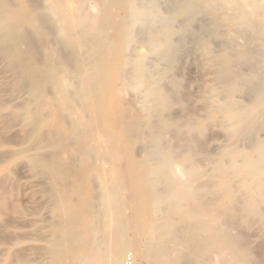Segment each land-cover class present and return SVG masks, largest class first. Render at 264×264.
Listing matches in <instances>:
<instances>
[{"label":"bare ground","instance_id":"6f19581e","mask_svg":"<svg viewBox=\"0 0 264 264\" xmlns=\"http://www.w3.org/2000/svg\"><path fill=\"white\" fill-rule=\"evenodd\" d=\"M9 1L0 0V110L7 92L15 99L29 90L30 99L21 108L24 121L32 125L29 137L39 136L40 142L44 110L55 115L54 123L48 121L51 126L47 122L54 131L32 146L49 152L36 151L40 154H28L27 160V166L50 179L45 188L55 216L41 238L47 245L38 250L47 264H124L128 249L145 264H264V133L257 135L264 132V0H183L167 19L157 0ZM199 16L208 21L212 37L194 36L209 84L203 95L200 91L196 112L182 99L177 110L179 100L169 86L174 91L179 82L166 72L179 51L174 49V23L184 18L187 30L193 19L203 21L195 19ZM142 17L150 19L151 27L143 36L144 47L143 40L137 43L141 48L134 49V58V32L149 26ZM139 19L145 24L140 28L135 25ZM150 55L153 72L151 63L146 66ZM154 58L169 66L156 67ZM72 87L75 96L69 93ZM62 111L71 114V126H65ZM216 126L228 140L217 144L219 156L206 163L209 145L203 136ZM121 144L128 149L125 154ZM137 144L141 159L129 152ZM71 147L79 157L66 155ZM91 147L99 165L92 163ZM123 156L133 191L130 218L122 196ZM77 157L83 170L76 169ZM93 172L100 177L102 207L92 194Z\"/></svg>","mask_w":264,"mask_h":264},{"label":"rangeland","instance_id":"374dc122","mask_svg":"<svg viewBox=\"0 0 264 264\" xmlns=\"http://www.w3.org/2000/svg\"><path fill=\"white\" fill-rule=\"evenodd\" d=\"M12 1L13 0H10L9 2H11L12 3ZM40 2L42 3L43 2V0H40ZM177 2V3H176ZM13 3H14V1H13ZM184 3V1L183 0H159V2H158V0H157V2H156V5L157 6H159V5H161V7L163 8L162 9V11L163 10H165V13L163 12V15L164 16H166L167 15V17H164V18H172L173 16H174V13H176V11H177V9H178V7H179V5H181V4H183ZM43 4V3H42ZM44 4H46V1L44 2ZM43 4V5H44ZM175 4H176V6H175ZM178 5V6H177ZM175 6V7H174ZM176 9V11H172L173 9ZM174 9V10H175ZM161 11V12H162ZM167 13V14H166ZM162 14V13H161ZM168 15H170V16H168ZM143 19H144V23L146 22V23H149V26H148V24H147V26L145 27L147 30L146 31H143L142 29H144L145 30V28H143L142 26H143V19L141 20V19H139V21L141 20V22H137V23H139V24H135L136 26H138V28H140V26L142 27V29L140 28V30H141V32H140V30L135 26L134 27V31H136V30H139V31H137L136 33L134 32V39H133V42H132V44H131V48L133 49V52H132V49H131V51H130V54L131 55H133L134 54V52H135V50L134 49H139V48H141V46L142 47H144V45H145V43H144V41H145V38L147 37V35L148 34H146V33H148L147 31H149V29L148 28H150L151 27V22H150V19L149 18H147V19H149L148 21H147V19H145L144 17H142ZM181 18V17H180ZM200 18V20H203L202 22H200V21H197L196 20V22L194 21V19H193V21L195 22H193V21H191L190 22V25H192V26H189V28L191 27V31L190 32H194L195 31V33H193L192 35H191V33L189 32V28L186 30H184V27H185V20H184V18H182V19H179V18H177V22H175L174 23V27H175V29L177 30V32L174 34V39H173V42H174V45L175 46H177V48H175V46H174V49L176 50V49H179V51L177 52V50H176V53L174 52V56L177 58V56H178V60L175 58L174 59V62H173V64H171L170 66L167 64V66H165V64L167 63L166 61H165V64H163L162 62H164L163 60H159L158 58H154V59H156V62L157 61H159L158 63L160 64H158V66H157V64H155V66L156 67H158V68H161V69H163V67H168V70L166 71L167 73H170V75L171 76H175V80L177 81V82H179V83H177V82H174L175 80H174V77H172L173 78V83H177L176 84V87L174 88V91H173V89L171 88V85L169 86V83L170 82H166V86L168 85L169 86V89L171 90V92H173V93H171L172 94V96L174 95V97H175V99H176V97H177V99L176 100H179V102H177V103H175V107H176V109L178 110V109H180L181 107H182V104L184 103V102H187L188 101V103L187 104H185V107L186 108H189L190 110H192V108H193V110L196 112V110L198 109V100L202 97V95L205 93V90H206V86L209 84V82H208V80H209V77H210V75L208 74V73H206V67L204 66V65H202L203 64V62H202V59H201V57H199L200 55L199 54H196V53H198V50H197V47H196V45H197V40L199 41V39L198 38H200V39H202V38H209L210 37V33H209V30H208V28H206V27H208L207 25H209L208 23H206V22H208L204 17H198V18H195V19H199ZM202 18V19H201ZM205 19V20H204ZM181 20V21H180ZM180 21V22H179ZM206 21V22H205ZM143 23V24H142ZM177 23V24H176ZM179 23V24H178ZM183 23V24H182ZM193 23V24H192ZM197 23H199L200 24V26H202L203 28L201 29V27H200V31L201 32H203V33H205V34H201V32L196 28V25H197V27H198V25L199 24H197ZM204 23H206V24H204ZM176 24V25H175ZM145 25V24H144ZM193 25H194V27H195V30L193 29L194 27H193ZM206 25V26H205ZM183 26V28H181ZM177 27H180V28H177ZM193 27V28H192ZM26 28V29H25ZM25 28H23V30H24V32L26 33V35L30 32V30L27 28V27H25ZM27 29L29 30V31H27ZM178 29H180V30H178ZM183 29V30H182ZM193 29V30H192ZM204 29H207V30H204ZM178 31L179 32H181V34H183L182 32H185V34H183V35H181L180 33H178ZM28 32V33H27ZM186 32H187V34H186ZM198 32V33H197ZM196 33H197V36H199L198 38L197 37H194V36H196ZM201 35H200V34ZM138 34H139V36H138ZM144 34V35H143ZM178 34H180V35H178ZM33 36V34L31 33V34H29V35H27L28 36V38L29 39H31V41L33 40V42H36V39H35V37H32ZM138 36V37H137ZM143 36H145V38L143 37ZM201 36V37H200ZM141 37H143V38H141ZM141 38V39H140ZM183 38V39H182ZM186 38H188V39H186ZM193 38V39H192ZM210 38H212V37H210ZM139 41H138V40ZM186 39V40H185ZM192 39V40H191ZM197 39V40H196ZM140 40H143V41H141V43H142V45L139 43L140 42ZM188 40V41H187ZM191 42H192V44H191ZM196 42V44L194 45V43ZM138 43V44H140V45H136V44ZM216 47H218L217 46V44L215 45ZM137 47V48H136ZM194 47V48H193ZM175 50H173V51H175ZM69 54L70 52H66V54ZM133 53V54H132ZM178 53V55H176ZM67 54V55H68ZM129 54V58H133V56H131ZM71 55V53L69 54V56ZM151 55H153V53L151 54ZM151 55H150V57H149V59L147 58V63L148 64H146V66H147V69H149V67H150V65L152 64V66L150 67L151 69V71L153 72L154 70V63H155V60H153V58L151 57ZM156 55V54H155ZM153 57H157V56H154L153 55ZM198 57H199V59L200 60H198ZM134 58H135V54H134ZM133 58V59H134ZM133 59L131 60V59H129L130 61H133ZM158 59V60H157ZM154 61V63H152V62H150V61ZM201 61V62H200ZM201 64H200V63ZM151 63V64H150ZM162 63V64H161ZM148 65H149V67H148ZM162 65H164V66H162ZM155 67V68H156ZM176 67V68H175ZM157 69V68H156ZM166 69V68H165ZM165 69H163V70H165ZM150 70H148V71H150ZM175 70V71H174ZM205 71V72H204ZM176 72V73H175ZM204 72V73H203ZM207 72H208V70H207ZM203 73V74H202ZM206 73V74H205ZM5 74V76H6V78L8 79V76H11L8 72H6V73H4ZM9 74V75H8ZM170 75H168L169 77H171ZM12 77V76H11ZM11 77H9V79L8 80H10L11 81ZM168 77V78H169ZM171 78V79H172ZM206 79H208L207 81H206ZM205 80V81H204ZM202 81H204V82H202ZM180 83H182V85L180 84ZM203 84V85H202ZM200 86H203L202 88L200 87ZM145 87V86H144ZM143 87V88H144ZM186 87V88H185ZM142 88V90H140V91H138L139 93L140 92H142L144 89ZM185 88V89H184ZM73 89H75V87H72L70 90H69V93L71 94V95H74L75 96V93H73V91H75V90H73ZM176 89V90H175ZM178 90V93H179V95L177 96L176 95V91ZM26 91H27V89H26ZM181 93H180V92ZM187 91V92H186ZM188 91L190 92V93H188ZM196 91V92H195ZM200 91H201V94L202 95H199L200 94ZM29 90L27 91V92H25V90H24V92H22V93H24V94H20V95H17L18 96V98H16V96H15V99H14V96L13 95H15V94H13V93H11L10 94V92H7L6 93V95L5 96H7L8 95V98L6 97L5 98V96H3V98H5V102H7L6 103V107H9V108H6V107H4L2 110H0V177H2L1 179H0V264H2V261L4 260V258H5V260H6V264H11L12 262V264H47L48 262L44 259V257H43V255L39 252L40 250H42V248L41 247H45L46 245H47V243L45 242V240L43 241V239H41V238H44L43 236H45V234H47L48 233V227H46V226H49L48 224H49V222H51L52 221V217L53 216H55V214L53 213V205H54V200H52V197L49 195V193L47 194V192H46V188L45 187H47V185H49L50 184V179H49V177L47 176V175H45V177L47 178H45L44 177V175L43 174H41V173H39V172H36V171H38V170H36V169H34L32 166H31V164H29L30 166H27L28 165V159L29 158H31L32 157V155H30L31 153L34 155V156H37V155H39L40 153H37L36 151H38V152H41L42 151V149L40 150L39 148H35V146H36V144H35V146L34 147H32L33 145H34V143H36L38 140H39V142H40V138L39 139H37L36 137H33L34 138V140H32V136H30L29 137V135H31V133H30V131L29 130H31L32 131V125H30V124H27V123H29L28 122V118H26V121H24L25 120V117H27V115H25L24 113H26V111H23V110H25L24 109V106H22V105H24L25 104V102L28 100V99H30L29 97H28V95H31V93L29 92ZM136 91H134L133 93L134 94H137L138 92H136ZM25 93H27V94H25ZM182 94V95H181ZM193 94V95H192ZM10 95V96H9ZM176 95V96H175ZM181 95V96H180ZM184 95V96H183ZM187 95V96H186ZM199 95V96H198ZM11 96H13V98L11 97ZM180 96V97H179ZM189 96H190V99H189ZM197 96V97H196ZM10 97V98H9ZM21 97V98H20ZM173 97V98H174ZM185 98V100L186 101H184V98ZM28 98V99H27ZM9 99V100H8ZM21 99V100H20ZM25 99V100H24ZM183 100V103H181L180 101H182ZM193 99H194V102L192 103V101H193ZM8 100V101H7ZM23 100H24V102H23ZM11 101V102H10ZM10 104H9V103ZM19 103V104H18ZM22 103H24V104H22ZM192 103V104H191ZM13 104V105H12ZM188 104H190L189 106H188ZM193 104H196V105H193ZM9 105H12V106H9ZM193 105V106H192ZM16 108H15V107ZM21 106L23 107V110H22V108H21ZM192 108H191V107ZM11 107V108H10ZM19 107V108H18ZM195 107V108H194ZM11 111H10V110ZM15 110L16 112H17V114H15L16 112L13 111ZM21 110V111H20ZM47 109H45L44 111L46 112V114H45V120H46V122H44L43 124H44V126H45V128H44V126L41 124L40 126H43V128H44V130H45V132L43 133V131L41 132V134H40V136L42 137H45L43 140L44 141H41V142H45V140H47V136H49L50 134H51V132H53L54 130H51V129H55V125L51 128V127H49V126H51V122L52 123H54V121H51V118H53L55 115H54V113H52V112H50L51 110L50 109H48V111L50 112V114L49 113H47L48 111H46ZM11 112V114H14V116L13 115H11V114H8V113H10ZM24 112V113H23ZM63 113H61V115L64 117V119L63 120H65L64 121V123L67 121V124L65 123V126L66 127H69V126H71V125H68V122L70 123V124H72V122H73V119L71 120V122H70V117L69 116H71V114L69 113V112H67V111H62ZM65 112V113H64ZM195 112H194V116H196L197 117V113L195 114ZM67 113H68V115H67ZM3 114V115H2ZM70 114V115H69ZM5 115H6V117H8V118H6L5 117ZM54 115V116H53ZM10 116V117H9ZM61 116V117H62ZM66 116V117H65ZM22 117V118H21ZM24 117V118H23ZM62 117V118H63ZM13 118V119H12ZM17 118H21V120L20 119H16ZM68 118H69V121H68ZM71 118H72V116H71ZM9 119V120H8ZM22 119H23V121L25 122H23L22 123ZM122 119V118H121ZM121 119H118V121H119V123H117V125L118 126H120L119 124H121L122 123V120ZM10 121L9 123H8V121ZM12 120V121H11ZM18 120H19V122H18ZM44 120V121H45ZM17 121V122H16ZM50 123H49V122ZM121 121V122H120ZM12 122H14V123H12ZM47 122H48V124H49V126H48V124H47ZM28 126H27V125ZM45 124H47V125H45ZM23 127V130H22V127ZM29 127V128H28ZM25 128V129H24ZM41 128V127H40ZM48 128V129H47ZM212 128V127H211ZM211 128L209 127L207 130H206V134L203 136V141H204V144H206V146H207V144L209 145V146H207L206 148H207V150H206V153L208 152V154H203L204 156H203V159H205L204 161H206V163L211 159V158H213V157H217V156H219V154H218V152H220L219 151V147L217 146V144H221V143H223V144H225V142L227 143V137H226V135H223V133H221V131L223 132V130H218L219 128L216 126V127H213L212 128V131H211ZM215 129V130H214ZM40 130H43L42 128L40 129ZM214 130V131H213ZM29 131V132H28ZM208 131V132H207ZM218 131H220V132H218ZM47 132H49L50 134H47ZM261 131H259V132H257V135H259L260 136V134H261V136H262V134L264 133L263 131L260 133ZM22 133H24V134H22ZM30 133V134H29ZM47 135H46V134ZM220 134L221 136H219V135H217V134ZM216 134V135H215ZM215 136H217V137H215ZM211 139H210V138ZM223 137H225V138H222ZM29 138V139H28ZM71 138V137H70ZM70 138H69V141L71 142V140H72V142H74L73 141V139L71 138V140H70ZM204 138H206L205 140H204ZM31 140V141H30ZM222 140V141H221ZM27 141V142H26ZM32 141H34V142H32ZM224 141V142H223ZM30 142V143H29ZM32 142V143H31ZM40 142V143H41ZM71 142V143H72ZM207 142V143H206ZM25 143V144H24ZM213 144V145H212ZM20 145V146H19ZM138 145V146H137ZM137 145H135V147L136 148H132V149H129V152L131 153V155H132V157L134 158V159H138V156H140V158L139 159H141L142 158V156L141 155H143V151H142V148H141V146L139 145V144H137ZM212 145V146H211ZM21 146H23V147H21ZM139 147L141 148V149H139ZM17 148V149H16ZM20 148H21V151H20ZM22 148H23V150L24 149H27V150H29V151H24V152H22L23 150H22ZM32 148H34V149H32ZM75 148V147H74ZM123 148V149H122ZM139 149V151H138V149ZM214 148H216V149H214ZM219 148V149H218ZM14 149H16V152H15V150ZM92 149H94V148H92L91 147V149H90V153L92 152H94V154H95V149L94 150H92ZM119 149L122 151V152H124V154L128 151V149H126L125 148V146H123L122 144H121V146H119ZM136 149H137V151L138 152H142V153H139V154H137L138 152H134V151H136ZM208 149H209V151H208ZM33 150V151H32ZM44 151H45V153H48L49 151L47 150V152H46V150L45 149H43ZM72 150H73V147H71V150H69L68 151V153L66 154V155H68V156H71L72 157V155L74 154V152H72ZM217 152H216V151ZM19 151H20V153L21 154H19ZM44 151H42L43 153H44ZM75 151V153H76V150H74ZM212 151H214V152H212ZM11 152V153H10ZM35 152H36V154H35ZM210 152V153H209ZM212 152V153H211ZM91 153V154H92ZM136 153V154H135ZM18 154V155H17ZM31 156V157H29V155ZM42 154V153H41ZM94 154H92V155H90V158H91V160H92V163L93 164H96V165H99V163H101L100 162V160H97L98 159V157H96V155H94ZM141 154V155H140ZM94 155V156H93ZM11 156V157H10ZM76 156H78L77 155V153H76ZM76 156H75V154H74V157L76 158ZM137 156V157H136ZM79 157V156H78ZM77 157V160L79 159ZM123 157H125V158H122L121 160H119V166L121 165V167H120V169H121V171H122V173H123V175H122V180H121V182H122V189H123V192H122V196H123V200L124 201H126L125 202V204H126V215H127V217H131L132 216V199H133V191H132V189L130 188V180H131V177H130V175H129V173L127 172V166H128V159H127V157L126 156H123ZM95 158V159H94ZM23 159V160H22ZM25 160V161H24ZM30 160V159H29ZM77 160H75L74 159V161H75V163L74 164H76L77 163V165L79 164V166H77L78 168H76V165H75V168L77 169V170H83L82 169V167H80V165H82V163H81V161H77ZM96 160L97 161H99L98 163L96 162ZM2 161V162H1ZM95 161V162H94ZM36 172H34V171ZM12 171V172H11ZM126 171V172H125ZM4 173H6V174H4ZM37 173H39V174H37ZM2 175V176H1ZM93 175V176H92ZM95 175V176H94ZM98 174L96 173V174H94V172L93 173H91V175H90V177H89V181H91L90 182V186H91V190H92V194H93V196H95V202H96V204L98 205V206H101L102 207V205H103V201H102V199H101V196H100V193L102 194V187L100 186V184H101V181L99 180L100 179V177H99V175H98V177H96ZM4 176V177H3ZM95 177V178H94ZM129 179V181H128V179ZM46 179V180H45ZM47 180H49V182L47 181ZM98 181V182H97ZM125 182V183H124ZM129 182V183H128ZM48 183V184H47ZM128 183V184H127ZM71 184H73V186L75 187V185H77L76 184V182H72ZM70 184V185H71ZM127 185V186H126ZM72 186V185H71ZM71 186H70V188H71ZM72 186V189L74 188ZM43 187V188H42ZM97 187H99V188H97ZM125 187V188H124ZM69 188V189H70ZM130 188V189H129ZM71 189V190H72ZM97 189V190H96ZM126 189V190H125ZM45 194H47V195H45ZM131 194V195H130ZM97 195H99L100 197H98L99 199L97 200ZM35 197V198H34ZM44 197V198H43ZM132 198V199H131ZM97 200V201H96ZM36 201V202H35ZM128 202V203H127ZM50 203V204H49ZM53 203V204H52ZM35 204V205H34ZM50 205V206H49ZM10 209H9V208ZM20 208V210L22 211V210H24V212L27 214V216H26V214L25 213H22L21 214V212H16V211H18V209ZM33 207H35V208H33ZM18 208V209H17ZM25 208V209H24ZM33 210H32V209ZM38 208V209H37ZM16 209V210H15ZM30 209H31V212H30ZM38 211H37V210ZM40 209V210H39ZM19 210V211H20ZM26 210V211H25ZM36 210V211H35ZM36 212V213H35ZM39 212V213H38ZM2 213V214H1ZM17 213V214H16ZM128 213H129V215H128ZM23 214H25L24 216H23ZM131 214V215H130ZM16 215H22V216H16ZM33 219H37V223H35L36 222V220H33ZM48 219V220H47ZM21 220V221H20ZM49 221V222H48ZM27 223V224H26ZM30 223V224H29ZM47 225H46V224ZM25 224V225H24ZM34 224H36L35 226H34ZM31 225V226H30ZM38 225V226H37ZM28 227H29V229H28ZM39 228H42V230L41 229H39ZM41 230V232H39V231H37V230ZM29 230V231H28ZM31 230V231H30ZM35 233V234H34ZM34 234V235H33ZM36 235H38V236H36ZM40 235H41V237H40ZM43 235V236H42ZM21 237V238H20ZM33 238V239H32ZM16 241V242H15ZM11 242H13L12 244H11ZM18 242V243H17ZM10 243V244H9ZM18 244V245H17ZM34 244V245H33ZM22 245H23V247H22ZM39 245L41 246V247H39ZM5 246V247H4ZM17 246V247H16ZM14 247H15V249H14ZM20 247H22V248H20ZM26 247V248H25ZM34 247V248H33ZM44 247H43V249H44ZM7 248H11L10 249V251L9 252H5L6 254H7V257H6V254L4 253V251H5V249H7ZM18 248H19V250H18ZM26 249V251H25V249ZM31 248H33V249H31ZM38 248H40V249H38ZM34 249H36V250H34ZM15 250H16V252L18 251V253L16 254V252H15ZM39 250V251H38ZM14 251V252H13ZM23 252H25V253H23ZM21 254L20 255V257H19V255L18 254ZM27 253H29L28 255H27ZM39 254H41V255H39ZM22 255H23V259L21 258L22 257ZM1 259H2V261H1ZM20 259H22L21 261H20ZM138 259V260H137ZM10 261V262H9ZM21 262V263H20ZM23 262V263H22ZM40 262V263H39ZM43 262V263H42ZM123 262H124V264H137V262L138 263H141V264H145V262L143 261V260H141V259H139L138 257H136V255H135V253L131 250V249H128V251H126V253H125V256H124V260H123Z\"/></svg>","mask_w":264,"mask_h":264}]
</instances>
